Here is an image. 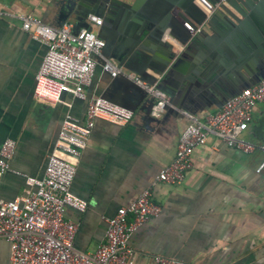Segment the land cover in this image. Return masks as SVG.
Wrapping results in <instances>:
<instances>
[{"label":"crops","instance_id":"0c3cea01","mask_svg":"<svg viewBox=\"0 0 264 264\" xmlns=\"http://www.w3.org/2000/svg\"><path fill=\"white\" fill-rule=\"evenodd\" d=\"M66 3L0 0L4 12L0 17V146L8 138L17 141L12 170L0 181V198L12 200L25 194L24 175L44 177L66 115L84 122L88 100L103 97L111 85L113 78L98 67L86 88V101L70 94L57 104L37 100L36 76L47 47L23 29L19 16H38L58 27ZM75 18L69 21L79 28ZM205 55L202 44L189 50L173 77L177 105L170 104L160 115L152 113L155 120H145L142 113H135L125 125L96 120L71 187L88 208L84 213L66 209V217L79 224L77 250L95 253L105 241L107 219L151 186L174 159L180 135L190 123L185 113L201 118L216 113L222 107L219 100L227 95L223 77L235 82L245 75L239 67L218 60L216 70L222 79H208L202 75ZM228 69L230 74L225 73ZM242 136L256 145L253 152L244 153L210 136L195 150L194 168L181 184L154 186V201L162 213L131 236L130 246L136 251L133 264H156V255L196 264H264V171L257 172L264 159V101L256 106ZM1 247L7 250L6 258ZM0 252L7 264L10 247L2 239Z\"/></svg>","mask_w":264,"mask_h":264},{"label":"built area","instance_id":"2783aa9c","mask_svg":"<svg viewBox=\"0 0 264 264\" xmlns=\"http://www.w3.org/2000/svg\"><path fill=\"white\" fill-rule=\"evenodd\" d=\"M227 0H196L210 16ZM4 15L0 11V17ZM22 27L33 39L44 44L47 51L36 76L37 100L57 104L65 94L86 101V88L92 84L101 66L111 78L125 73L156 97L154 115H160L168 103V96L159 88L142 81L135 73L125 71L114 60L103 54L105 41L99 37L104 18L89 14L86 26L77 28L72 21L53 26L34 15H20ZM185 27L191 35L201 31L190 23ZM184 46L175 49L179 55ZM264 101V79L226 101L214 114L203 118L186 112L190 120L180 135L174 159L158 173L151 186L129 205L121 207L107 219L105 241L93 254L75 248L78 222L66 217V209L84 213L88 202L75 195L72 183L77 172V161L86 149L97 119L115 124L129 123L135 113L110 102L102 96L88 100L86 119L81 122L71 114L64 118L53 152L48 157L45 175L26 178V193L12 200L0 198V239L9 244L7 264H133L136 251L130 246L135 231L159 217L162 207L154 201L153 188L158 183L181 184L194 168L195 150L215 136L229 147L251 153L256 145L243 138L253 121L259 102ZM264 150V143L261 145ZM17 149V141L8 138L0 146V181L11 171L10 161ZM264 171V159L257 172ZM20 174L19 172H17ZM156 264H196L164 255L155 256ZM0 264H4L0 252Z\"/></svg>","mask_w":264,"mask_h":264},{"label":"water","instance_id":"95a60500","mask_svg":"<svg viewBox=\"0 0 264 264\" xmlns=\"http://www.w3.org/2000/svg\"><path fill=\"white\" fill-rule=\"evenodd\" d=\"M66 1L59 26L73 15L79 28L86 26L89 14L105 17V25L98 33L105 41L104 56L147 83L158 81L155 74L162 76L159 88L171 97L165 109L170 104L177 105L173 77L194 45L205 47L202 75L208 79H222L223 74L216 70L218 60L229 67H239L245 74L235 82L223 77L227 95L219 100L222 105L264 79V0H227L210 16L196 0ZM187 22L196 29L202 26L201 31L191 35L185 27ZM178 45L184 46L179 55L175 51ZM230 72L231 69L225 71ZM103 97L142 113L145 120H155L152 113L156 97L125 73L112 79Z\"/></svg>","mask_w":264,"mask_h":264},{"label":"rangeland","instance_id":"374dc122","mask_svg":"<svg viewBox=\"0 0 264 264\" xmlns=\"http://www.w3.org/2000/svg\"><path fill=\"white\" fill-rule=\"evenodd\" d=\"M6 248V247H5ZM1 250H2V252H3V256H4V258H6V256H7V250L6 249H2V247H1Z\"/></svg>","mask_w":264,"mask_h":264},{"label":"flooded vegetation","instance_id":"af4514ba","mask_svg":"<svg viewBox=\"0 0 264 264\" xmlns=\"http://www.w3.org/2000/svg\"><path fill=\"white\" fill-rule=\"evenodd\" d=\"M104 19H105V17H104Z\"/></svg>","mask_w":264,"mask_h":264}]
</instances>
